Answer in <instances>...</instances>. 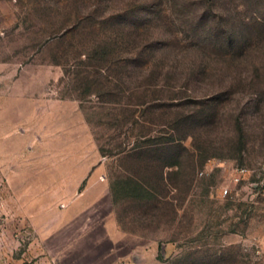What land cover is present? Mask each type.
<instances>
[{"label": "rangeland", "instance_id": "1", "mask_svg": "<svg viewBox=\"0 0 264 264\" xmlns=\"http://www.w3.org/2000/svg\"><path fill=\"white\" fill-rule=\"evenodd\" d=\"M122 34L123 57L90 66ZM2 82L0 264H264V0H0ZM41 95L53 116H38ZM66 124L67 145L99 151L105 186L41 240L12 176L46 191L35 173ZM88 178L53 189L81 205Z\"/></svg>", "mask_w": 264, "mask_h": 264}, {"label": "crops", "instance_id": "2", "mask_svg": "<svg viewBox=\"0 0 264 264\" xmlns=\"http://www.w3.org/2000/svg\"><path fill=\"white\" fill-rule=\"evenodd\" d=\"M8 84L5 82L0 83V97L6 96V89ZM44 92V91H43ZM43 100H41V99ZM40 101V102H39ZM37 110L38 116L46 115L45 113H51L53 116V110L51 106L49 107L47 101H44L43 95H41L37 101L33 103ZM40 104V105H39ZM47 105V106H46ZM57 111L56 117L59 118L61 115L59 114V108H61L62 102L60 104H55ZM59 107V108H58ZM51 108V110H49ZM34 113V112H33ZM47 114V115H48ZM20 123H33V118H28L26 116L25 111H20ZM44 117V116H43ZM46 117V116H45ZM59 121V120H58ZM57 121V125H58ZM61 121V120H60ZM56 126V125H55ZM67 127L65 126H56L55 131H57L56 136L57 140H59V145H56L53 149V156L52 158L44 161L40 164V169L37 170L38 172L35 173L36 175H47L45 179V183L48 186L46 191H42L40 194H35L33 191V183L34 180L30 177L29 173H25L19 178H14L13 183L20 187L19 193L21 197H24L25 201L33 199L34 202L37 204V213L30 214V224L34 227V230L37 232L39 238L41 240H47L53 234L71 224L76 218L81 215L83 211L88 210L91 208L102 196L104 190V184L99 183L97 184V177L99 168H96L100 160V153L99 151H95L92 147H84L81 146H69L68 140L65 138L67 137L65 132L62 131ZM49 129V127H48ZM44 134H46L44 132ZM45 136V135H44ZM11 153V151H9ZM92 157V158H90ZM76 169H81L80 174H76ZM28 170V168H27ZM91 172V174H90ZM45 173V174H44ZM29 175V176H28ZM90 175V176H89ZM89 177L83 190V193L79 195L78 198H82L83 204L78 205L75 201L74 197L67 192H59L54 190L55 186H59L63 189V187L69 186H79L81 182L84 181L86 177ZM99 177V176H98ZM29 188H25V187ZM24 187V188H23ZM61 191V190H60ZM54 199H61L67 202L68 210L65 213H60L59 215L54 218L52 214V202ZM39 203H44L43 205ZM75 204V205H74ZM116 225L114 219L109 221V228H112ZM110 231V230H109ZM88 264H98L96 260H90Z\"/></svg>", "mask_w": 264, "mask_h": 264}, {"label": "trees", "instance_id": "3", "mask_svg": "<svg viewBox=\"0 0 264 264\" xmlns=\"http://www.w3.org/2000/svg\"><path fill=\"white\" fill-rule=\"evenodd\" d=\"M107 18V17H106ZM104 19V20H107V19ZM86 20L88 21H93L96 19V16L95 14L91 13V14H88L86 17H85ZM97 20V19H96ZM104 21L102 20H99L98 22L95 21V23H101ZM69 32H72V30L69 29ZM115 43L112 47V49L110 50L109 49V44L108 43H96L95 45H93V47L91 48L90 52L86 53L85 57H88V60H97L98 63L97 64H93V63H89L90 66H92L93 68H99V69H103L104 67V61L105 60H108L109 58L108 57H123L122 53H120L121 51L118 50V48H122L125 43H127L126 41V35L124 36V34L122 35H118L116 38H115ZM112 60V59H111ZM124 61L123 64H121L122 62ZM127 61L124 60L123 58H120L116 64H118V69H121V68H124V66L126 67L127 66ZM115 64V65H116ZM121 64V65H120ZM120 82H124L123 80L119 79ZM180 119H183L186 117L185 114H181L180 116ZM240 136H244L243 134V131L241 130V134ZM184 139V138H182ZM161 144H166V143H161ZM170 166H177L178 169L181 167V162L177 159V161H175V163H171Z\"/></svg>", "mask_w": 264, "mask_h": 264}, {"label": "built area", "instance_id": "4", "mask_svg": "<svg viewBox=\"0 0 264 264\" xmlns=\"http://www.w3.org/2000/svg\"><path fill=\"white\" fill-rule=\"evenodd\" d=\"M245 171H246V169H244V168H240V169H238V174H239V175H242ZM240 178H241V177H237L236 180L239 181ZM223 192H224V194H226V195L229 194V192H230V191H229V188H225V189H223Z\"/></svg>", "mask_w": 264, "mask_h": 264}]
</instances>
